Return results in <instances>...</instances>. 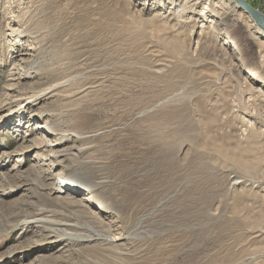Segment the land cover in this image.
<instances>
[{"label": "rangeland", "instance_id": "1", "mask_svg": "<svg viewBox=\"0 0 264 264\" xmlns=\"http://www.w3.org/2000/svg\"><path fill=\"white\" fill-rule=\"evenodd\" d=\"M234 1L0 0V264H264V34Z\"/></svg>", "mask_w": 264, "mask_h": 264}, {"label": "bare ground", "instance_id": "2", "mask_svg": "<svg viewBox=\"0 0 264 264\" xmlns=\"http://www.w3.org/2000/svg\"><path fill=\"white\" fill-rule=\"evenodd\" d=\"M190 2V1H189ZM186 3V2H185ZM196 3H197V1H196ZM234 3L237 5V3L234 1ZM234 5V4H233ZM220 6V5H219ZM222 6V5H221ZM238 6V5H237ZM232 7V6H231ZM222 8V7H221ZM234 8V7H233ZM223 10V9H222ZM229 13H230V11L228 12V11H224L222 14H221V17L222 18H224V19H226V20H228L227 18H228V15H229ZM233 15V14H232ZM249 19H251L250 17H249ZM237 20V19H236ZM256 28L258 29V31H260V33H262V34H264V31L261 29V28H259L257 25H256ZM70 134H71V132H70ZM41 158V157H40ZM60 179H61V177H58V178H56V180L57 181H60ZM238 180V179H237ZM245 180V179H244ZM262 181V180H261ZM260 181V182H261ZM258 182V181H257ZM80 183L83 185L84 183H86L85 181H81L80 180ZM241 183V182H240ZM80 184V185H81ZM85 185V184H84ZM90 185L92 186V188L93 189H95L96 187H97V184L96 183H94V182H90ZM86 191V193L88 194V196H89V191L91 190H89V188L88 187H86L85 186V188H84ZM95 197L96 198H94L93 196H92V200H91V202H92V204L94 203V204H96V205H98V207H100L101 209H103L104 211L106 210L105 209V207L106 208H113L114 206H113V204H114V201H112V203L111 202H109L108 201V199H106V198H104V197H102V196H100L99 195V193H95ZM91 199V198H90ZM40 210V209H39ZM45 211V210H44ZM111 211V210H110ZM39 212V211H38ZM37 212V213H38ZM52 213V212H51ZM39 215V214H38ZM55 215V214H54ZM45 218V217H44ZM35 219V218H34ZM37 219V218H36ZM69 221V220H68ZM111 222H113L112 220H111ZM48 223V222H47ZM75 223V222H74ZM83 224V223H82ZM85 224V223H84ZM48 225V224H47ZM58 225V224H57ZM50 227V226H49ZM48 227V228H49ZM86 227V226H85ZM58 228V227H57ZM70 228V227H69ZM93 228V227H92ZM91 228V229H92ZM49 230H52V231H54L55 232V234H57V231L56 230H54L53 228H49ZM73 232V231H72ZM78 232V231H77ZM81 232V231H80ZM49 233H51V232H49ZM64 233V232H63ZM54 234V235H55ZM69 235H72V236H74L72 233H68ZM75 234V233H74ZM52 235V234H51ZM53 235V236H54ZM102 236V235H101ZM75 237V236H74ZM51 238V237H50ZM80 238V237H79ZM106 238L110 241V240H116V238L114 239L113 237H111L110 235L107 237L106 236ZM83 239V238H82ZM97 239V238H96ZM124 240V239H123ZM107 242V241H106ZM127 243V242H126ZM112 244V243H111ZM110 245V244H109ZM118 248V247H117ZM116 250V249H115ZM130 250V249H129ZM129 257V256H128Z\"/></svg>", "mask_w": 264, "mask_h": 264}, {"label": "water", "instance_id": "3", "mask_svg": "<svg viewBox=\"0 0 264 264\" xmlns=\"http://www.w3.org/2000/svg\"><path fill=\"white\" fill-rule=\"evenodd\" d=\"M236 3L248 14L264 31V13L256 9L248 0H235Z\"/></svg>", "mask_w": 264, "mask_h": 264}, {"label": "built area", "instance_id": "4", "mask_svg": "<svg viewBox=\"0 0 264 264\" xmlns=\"http://www.w3.org/2000/svg\"><path fill=\"white\" fill-rule=\"evenodd\" d=\"M250 3L256 5L257 9H259V11L264 13V0H249Z\"/></svg>", "mask_w": 264, "mask_h": 264}]
</instances>
